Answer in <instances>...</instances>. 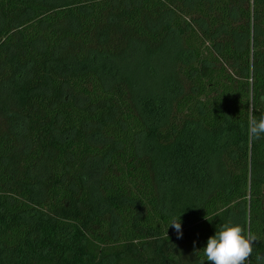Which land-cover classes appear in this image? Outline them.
Masks as SVG:
<instances>
[{
	"label": "trees",
	"instance_id": "trees-1",
	"mask_svg": "<svg viewBox=\"0 0 264 264\" xmlns=\"http://www.w3.org/2000/svg\"><path fill=\"white\" fill-rule=\"evenodd\" d=\"M261 115L264 0H0V264H264Z\"/></svg>",
	"mask_w": 264,
	"mask_h": 264
},
{
	"label": "clouds",
	"instance_id": "clouds-1",
	"mask_svg": "<svg viewBox=\"0 0 264 264\" xmlns=\"http://www.w3.org/2000/svg\"><path fill=\"white\" fill-rule=\"evenodd\" d=\"M248 134L251 139L258 140L264 136V115L257 120L253 116L248 123ZM177 232V238H181V223L178 218H174L168 225ZM258 241V237L250 230L245 233V229L240 225L223 224L215 235L209 237L204 247L203 255L208 264H250L253 255V242ZM257 261L264 260V254L257 253Z\"/></svg>",
	"mask_w": 264,
	"mask_h": 264
}]
</instances>
